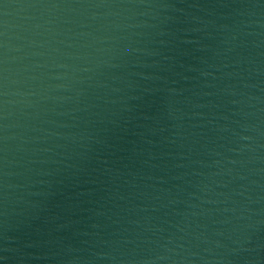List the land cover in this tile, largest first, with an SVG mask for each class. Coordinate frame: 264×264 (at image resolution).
I'll use <instances>...</instances> for the list:
<instances>
[{
  "label": "water",
  "instance_id": "1",
  "mask_svg": "<svg viewBox=\"0 0 264 264\" xmlns=\"http://www.w3.org/2000/svg\"><path fill=\"white\" fill-rule=\"evenodd\" d=\"M0 264H264V0H0Z\"/></svg>",
  "mask_w": 264,
  "mask_h": 264
}]
</instances>
